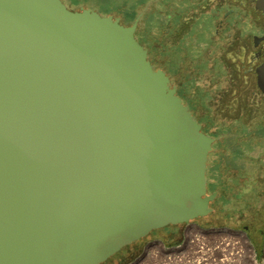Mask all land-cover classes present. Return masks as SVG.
<instances>
[{
    "label": "water",
    "instance_id": "water-1",
    "mask_svg": "<svg viewBox=\"0 0 264 264\" xmlns=\"http://www.w3.org/2000/svg\"><path fill=\"white\" fill-rule=\"evenodd\" d=\"M138 21L0 0V264H101L207 213L213 139Z\"/></svg>",
    "mask_w": 264,
    "mask_h": 264
},
{
    "label": "flooded vegetation",
    "instance_id": "flooded-vegetation-1",
    "mask_svg": "<svg viewBox=\"0 0 264 264\" xmlns=\"http://www.w3.org/2000/svg\"><path fill=\"white\" fill-rule=\"evenodd\" d=\"M176 1H183L195 9L192 24L193 28L197 27V34L202 31V22L207 21V30L202 31L206 41L210 44L225 41L234 47L236 65L244 79L243 87L258 94L257 108L262 109L252 117L255 122L250 132H241L248 129L242 117H236L234 123H219L216 117L197 112L195 96L188 93L181 82L174 83L167 73L173 58L187 55L184 45L187 31L181 29L184 15L165 7L167 20L154 32L144 31L140 27L143 21L139 20L135 37L145 35L140 41L153 70H160L168 77L170 87H174L176 95L201 126V132L213 139L206 161V195H213V198L203 216L190 220L187 225H166L152 230L101 264H109L117 255L130 251L150 236L162 239L166 230L191 226L201 230H226L239 236L252 253L264 250V134L257 132L264 128V0ZM148 11L149 8L145 13ZM118 18L120 24L129 25L125 23L124 15ZM214 68L218 70V65ZM180 69L176 65L172 67L175 73ZM245 147L256 150L245 153Z\"/></svg>",
    "mask_w": 264,
    "mask_h": 264
},
{
    "label": "rangeland",
    "instance_id": "rangeland-1",
    "mask_svg": "<svg viewBox=\"0 0 264 264\" xmlns=\"http://www.w3.org/2000/svg\"><path fill=\"white\" fill-rule=\"evenodd\" d=\"M62 3L69 9H76L83 7L95 11L100 16L111 15L113 17H121L125 14H133L127 16L126 24H132L134 20L139 17L140 27L147 32H154L156 28L162 26L167 20L165 17V7L170 10L179 11L184 15V22L181 26L182 31H187L184 45L186 46V53L180 55L177 59L179 61L180 72L173 73L170 76L174 79V83H186V80H191V85H188L187 91L194 95L197 99V112L206 113L208 116L216 117L219 123H234L236 117H242L245 121L247 130L241 132H250L251 125L255 120L252 117L259 114L262 109L257 108L259 99L258 94H252L250 89L243 87L244 79H241V74L236 65L234 47L230 46L225 41L210 44L206 41L203 30H207V21H203L200 29L202 31L197 34L196 26L193 28V17L195 9L193 6L185 4V2H177L176 0H61ZM152 3V4H151ZM149 8V11H145ZM191 17V18H190ZM198 35V38H197ZM145 37H135L141 44ZM144 40V39H143ZM189 46V47H188ZM189 57H196L197 63H202V67L194 66ZM173 60L177 61L176 58ZM218 65V70L214 67ZM174 63H170L167 67L172 70ZM189 76V77H188ZM258 133L264 134V128L257 130ZM245 153H252L253 148H243ZM187 229V228H186ZM185 228L166 230L165 236L161 239L153 235L138 243V245L130 251L123 252L112 259L109 264H130L133 263L142 253L146 246L155 240H160L166 246L176 245L183 241ZM221 239H236L238 247L246 250L247 261L245 264H264V250L262 253H252L247 249L241 240L237 237L228 239L225 237H217L214 243ZM223 248L222 250H224ZM228 249V247L226 248ZM221 251L216 252L215 255L220 258ZM224 264H229L225 262Z\"/></svg>",
    "mask_w": 264,
    "mask_h": 264
},
{
    "label": "bare ground",
    "instance_id": "bare-ground-1",
    "mask_svg": "<svg viewBox=\"0 0 264 264\" xmlns=\"http://www.w3.org/2000/svg\"><path fill=\"white\" fill-rule=\"evenodd\" d=\"M183 241L176 245L166 246L163 242L150 243L145 251L130 264H245L248 257L247 251L238 247L236 237L220 229L199 230L186 227ZM227 237L230 240L221 239L217 245L214 241L217 237ZM239 238V236H238ZM214 241L211 242V241ZM228 247V249H226ZM225 248L224 250H222ZM221 251L220 258L215 255Z\"/></svg>",
    "mask_w": 264,
    "mask_h": 264
},
{
    "label": "trees",
    "instance_id": "trees-1",
    "mask_svg": "<svg viewBox=\"0 0 264 264\" xmlns=\"http://www.w3.org/2000/svg\"><path fill=\"white\" fill-rule=\"evenodd\" d=\"M129 15H131V17H133V14L132 13H130V14H125L124 15V17H125V19L127 18V16H129ZM189 47V46H188ZM174 59V58H173ZM171 60V62L172 63H174V65H176V66H179V61H178V59L176 58V60L177 61H175V60ZM189 59L193 62V64H194V66H196V67H202V63H197L196 62V57H189ZM169 75H171V74H173V73H175L174 71H172V70H168V72H167ZM189 77V76H188ZM185 87H187L188 85H191V80H186V83H184L183 84ZM184 93V92H183ZM191 109H193L194 110V108L193 107H190Z\"/></svg>",
    "mask_w": 264,
    "mask_h": 264
}]
</instances>
